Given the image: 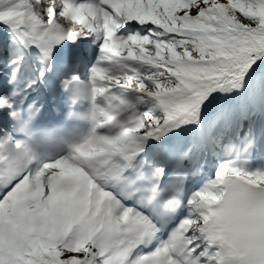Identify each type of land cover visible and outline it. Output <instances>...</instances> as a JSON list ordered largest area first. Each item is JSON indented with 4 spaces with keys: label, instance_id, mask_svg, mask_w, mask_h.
Segmentation results:
<instances>
[{
    "label": "snow or ice",
    "instance_id": "1",
    "mask_svg": "<svg viewBox=\"0 0 264 264\" xmlns=\"http://www.w3.org/2000/svg\"><path fill=\"white\" fill-rule=\"evenodd\" d=\"M0 264H264V0H0Z\"/></svg>",
    "mask_w": 264,
    "mask_h": 264
}]
</instances>
